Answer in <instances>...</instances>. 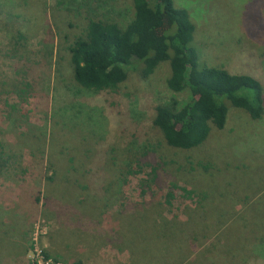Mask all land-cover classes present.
Listing matches in <instances>:
<instances>
[{
    "label": "rangeland",
    "instance_id": "374dc122",
    "mask_svg": "<svg viewBox=\"0 0 264 264\" xmlns=\"http://www.w3.org/2000/svg\"><path fill=\"white\" fill-rule=\"evenodd\" d=\"M3 1L0 0V139L17 141V131L25 128L23 124H11L21 115L22 119L26 115L34 124L46 125L52 167L57 168L58 179L65 173L75 186H53V200L47 207L40 206L38 216L30 221L27 209L20 202L24 191H31L36 183L34 151L26 148L23 153L24 170L10 168L0 173V264H32L35 249L46 250L53 259L66 263L81 259L84 264H92L100 256L110 261L141 264L139 231L148 229L152 232L148 235L163 240L169 221H185L186 213L190 212L188 208L196 207L195 191L201 186H206L215 196L232 191L239 203L234 209L247 206L241 213L247 223L257 220L252 217L256 210L263 214L264 117L256 120L246 110L232 107L225 128L212 127L207 140L198 147H169L154 125L156 106L173 95L167 86L171 73L169 62H163L149 77L131 69L117 92L97 95L75 82L69 53L61 39L64 35L73 39L86 26L83 17L75 15L72 4L58 8L57 0H12L11 4ZM174 1L189 10L196 26L191 45L197 51L201 66L226 65L233 70L250 71L264 86L262 0ZM112 4L117 10V19L124 24L125 17L132 12L131 0H113ZM43 41L49 47L55 46L50 70L54 101L47 115L40 111L36 96L22 98L13 86L18 83V67L22 69L26 61L34 65L30 76L42 77L45 70L42 67L37 70L35 61L44 59L40 54ZM178 96L185 98V94ZM128 140L135 144L149 141L160 144L179 160L190 158L194 164L210 167L196 174L176 173L174 177L183 181L170 179L162 188L149 190L146 184L152 168L137 164L128 168L125 161L129 156ZM98 161L106 174L104 185L106 196L113 202L111 206L103 196L89 195L80 185L85 180L87 166ZM151 193L156 197L152 199ZM221 200L218 198L211 206L210 215L199 219L193 253L190 254L187 245L178 249L170 242L171 253L178 255L179 251L181 259L184 255V261L191 264H234L227 250L236 239L233 233L244 235L240 228V222L244 221L232 218L230 204ZM222 207L227 211L220 214ZM103 209L115 225L100 230V225L87 224L104 218L100 215ZM5 210L7 214L2 215ZM79 216L85 221L76 226L74 218ZM232 224L234 232H231ZM204 225L208 231L202 229ZM220 225H223L221 230ZM111 229L117 230L121 237ZM214 245L218 250L213 251ZM198 246L213 252L196 258ZM240 261V257L236 259Z\"/></svg>",
    "mask_w": 264,
    "mask_h": 264
},
{
    "label": "trees",
    "instance_id": "16d2710c",
    "mask_svg": "<svg viewBox=\"0 0 264 264\" xmlns=\"http://www.w3.org/2000/svg\"><path fill=\"white\" fill-rule=\"evenodd\" d=\"M13 1L22 2V0ZM112 1L57 0L58 8L72 4L75 15L83 17L82 19L86 22L82 32L73 39H70V35L63 37L60 35L69 53L74 80L82 88L95 92L97 95L114 93L128 79L131 69H137L142 76L149 77L163 62H169L171 73L167 79V86L173 95L156 106L154 125L160 129L166 144L172 148L191 149L204 143L212 127L220 130L225 128L232 107L242 108L253 119L263 120V81L253 72L233 70L226 65L201 66L197 51L191 45L196 26L188 9L177 6L174 0H131V15L126 16L125 23L122 24V21L116 17L117 10ZM3 2L11 4L12 0ZM41 45L43 50L40 54L44 59L35 61L36 64L35 62L34 64L37 70H40V67L45 70L42 75L44 78H39L35 74L31 77L30 72L34 71V65L26 61L22 69L18 67L16 72L18 83L13 86L22 98L36 96L40 111L47 115L51 109V102L54 101L51 97L50 70L53 67L55 46L49 47L45 41ZM39 89L41 90L38 91ZM180 94H185V98L180 99L178 96ZM12 109H15V106ZM19 124H23L25 129L17 131L16 142L5 138L0 139V173L10 168L24 170L23 153L26 148L34 151L32 161L37 175L36 183L31 191H24V197L22 196L20 202L23 208L27 209L28 219L32 221L38 216L40 206L47 207L53 200L54 196L51 193L53 186L63 184L74 187L75 185L65 173L61 179H58L57 168L52 167L53 161L47 144L49 134L47 126L30 122L26 115H23V119L21 115L14 120L11 126ZM127 143L129 156L125 161L128 168L133 164L152 168L146 184L149 190L153 187L162 188L170 179L183 181L174 177L176 173L196 174L210 167L199 163L194 164L192 160H189L190 158L179 160L174 154L171 155L162 149L160 144L150 141L135 144L132 140H128ZM91 163L86 168V176L80 184L81 188L88 190L89 195L103 196L111 206L113 202L111 203V198L106 196L104 168L100 166L99 161ZM187 164L190 165L189 168L186 167ZM75 182H79L78 179H75ZM195 193L198 195L196 207L188 208L190 212L186 213L185 221L170 220L165 229L166 234L162 235L163 240L148 235L152 233L148 229L139 231L138 237L141 238H138L137 244L138 250L142 252L141 264H191L189 261H184L186 258L184 255L181 259L179 251H177L178 255L171 253L170 242L175 243L178 249L183 248L182 245H187L192 254L195 250L194 241L198 240L199 219L212 213L211 206L218 198H222L223 203L230 204L232 218L244 221L240 222L244 235L233 233L236 239L227 250L233 263L264 264V211L260 214V211L256 210L252 217L257 220L247 223L245 216L241 215L247 210V206L242 210L234 209L239 203L235 200V194L232 191H222L215 196L206 186H201ZM151 197L153 199L156 196L151 193ZM150 203L151 201L148 205ZM247 204L250 203L247 202ZM249 206L252 207V204ZM221 210L220 214L227 211L225 207ZM7 211H2V215L7 214ZM100 215L104 218L90 220L87 224L100 225V230L104 226L111 228L115 225L104 209ZM74 219L76 226L85 221L81 216ZM5 225L1 224L3 227ZM222 227L223 225H220L219 230ZM202 229L209 230L206 225ZM234 231L235 225L232 224L231 232ZM112 232L121 237L117 230ZM143 232L146 235L142 237L140 234ZM214 250H218L216 245L213 246ZM213 251L198 246L195 257L210 255ZM44 253L47 257H51L50 252L44 250ZM224 255L227 257L226 252ZM239 257L242 263L236 262ZM67 263L84 264V261L71 259ZM92 264L126 263L118 260L110 261L99 256Z\"/></svg>",
    "mask_w": 264,
    "mask_h": 264
},
{
    "label": "built area",
    "instance_id": "2783aa9c",
    "mask_svg": "<svg viewBox=\"0 0 264 264\" xmlns=\"http://www.w3.org/2000/svg\"><path fill=\"white\" fill-rule=\"evenodd\" d=\"M35 258L32 260V264H68L66 262H61L59 260H55L52 257H47L44 253V250L35 249L34 253Z\"/></svg>",
    "mask_w": 264,
    "mask_h": 264
}]
</instances>
